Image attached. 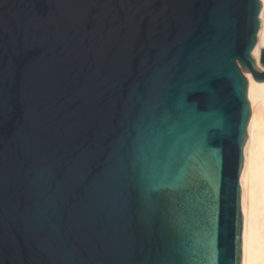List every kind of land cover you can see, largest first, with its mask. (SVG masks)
I'll return each instance as SVG.
<instances>
[{
  "label": "water",
  "instance_id": "1",
  "mask_svg": "<svg viewBox=\"0 0 264 264\" xmlns=\"http://www.w3.org/2000/svg\"><path fill=\"white\" fill-rule=\"evenodd\" d=\"M261 0H0V264H241Z\"/></svg>",
  "mask_w": 264,
  "mask_h": 264
},
{
  "label": "bare ground",
  "instance_id": "2",
  "mask_svg": "<svg viewBox=\"0 0 264 264\" xmlns=\"http://www.w3.org/2000/svg\"><path fill=\"white\" fill-rule=\"evenodd\" d=\"M260 28L252 56L259 63L264 47V0H261ZM247 97L251 115L243 147V166L239 177L242 208L241 264H264V81H256L249 72Z\"/></svg>",
  "mask_w": 264,
  "mask_h": 264
},
{
  "label": "rangeland",
  "instance_id": "3",
  "mask_svg": "<svg viewBox=\"0 0 264 264\" xmlns=\"http://www.w3.org/2000/svg\"><path fill=\"white\" fill-rule=\"evenodd\" d=\"M242 72H243L244 76L246 77V75H245L246 72L243 71V70H242ZM246 79H247V78H246ZM247 81H248V80H247ZM247 99H248V97H247ZM248 101H249V100H248ZM249 104H250V102H249ZM250 109H251V107H250Z\"/></svg>",
  "mask_w": 264,
  "mask_h": 264
}]
</instances>
